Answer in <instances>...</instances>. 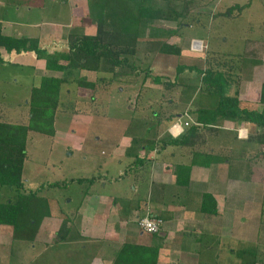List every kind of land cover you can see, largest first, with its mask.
<instances>
[{"label":"crops","instance_id":"0c3cea01","mask_svg":"<svg viewBox=\"0 0 264 264\" xmlns=\"http://www.w3.org/2000/svg\"><path fill=\"white\" fill-rule=\"evenodd\" d=\"M70 1L73 2L69 16L70 23H65L54 16L51 18L45 15L40 16L46 5L45 0H0V34L16 38H34L38 40V46L47 52L67 51L68 34L73 28L72 25L82 19L78 18L75 12L79 4L85 0ZM62 4L65 2L63 1ZM62 4L57 6L54 0H50L49 5L51 10L55 7L57 8L54 10H57L63 6ZM87 29L84 27L85 35H94V33H88ZM193 40L204 41L202 38H193ZM246 41L249 42L247 39ZM262 45L259 48L244 46L247 52L254 50L252 59L259 61V66H264V44ZM181 46L177 55L166 54L168 58H160L158 63L160 65L153 62V71L157 67L156 70L159 73L169 75L172 73L173 77L176 75V78L181 81L192 78L189 70L193 64L177 63L173 56L200 54L193 52L191 45L185 49V46ZM159 55L160 53L152 55L154 61ZM230 58H233L231 59L233 63L236 61L234 54L230 53ZM0 59L2 70H5L4 67L7 65H12L28 69L29 76V81L23 82L14 74L8 76L0 74V100H23V105L22 102H12L14 106L16 105L14 109L17 108V112L8 113L10 116L11 114L18 116L20 122L5 121L7 123L22 125L28 123L30 116L28 101L32 88L40 84L42 76L62 78V75L66 73L70 77L64 81L63 86L61 85L60 100L74 99L86 110L79 109L76 112L75 108L68 110L65 107L63 111L66 110L64 114L70 115L67 118L69 122L74 124L79 119L78 122L85 125L84 127L93 121L91 108L96 112L100 104L99 107L104 109L105 105L109 110L111 99L120 97L124 86L131 91L136 86L134 92L138 87L133 101V115L126 121L124 128L118 130L116 139L108 138L110 142L107 149L100 151V154L105 156V160L98 164V168L104 171L105 178L100 183L95 181L93 176L90 177L92 181L86 182L90 185L83 190V198L80 205L78 204L75 218L62 214L63 218L68 217V220H71L72 232L64 241L56 243V232L60 225L49 222L56 227L53 230L52 240L55 247L63 244L70 248L71 245L76 244L79 249L77 252L83 258V264H112L116 261L117 252L127 243L142 247L143 253H151L152 249L157 248L155 264H218V261L221 264H229L225 262V259L228 260L231 256L233 264H240V259L236 261L237 257L233 254L234 247L227 245V242L229 244H233L234 241L242 242V244L250 242L253 244L251 247L259 242L258 231L255 232L256 238L252 237V240L257 241L254 243L252 240L249 241L248 232L243 233L239 230V227L242 228L239 222L243 218L245 208L255 200L253 192L256 193V190L251 188V180L247 178L246 156L249 155L253 143H260L252 136L257 135L258 128L254 125L222 118H218L213 124H203L198 117L201 108L194 102H190L192 98L180 104L179 102L176 104V100L168 102L163 97L162 88L159 87L161 83L154 84L151 76L147 83L141 80L140 84L128 74L114 77L109 81L110 78L106 76V73L94 70L66 69L62 72L48 70L45 67V60L38 58L34 51H15L14 49L7 51L2 45H0ZM179 66L184 68L179 70ZM177 70L180 72L179 75ZM262 72L264 70L260 73L257 70H251L249 75L246 74L247 77L242 79L243 86H246L249 80H254L250 77L261 75ZM78 78H85L94 86L88 87L81 84L76 86L74 82ZM11 90L23 91V94L12 96ZM87 90L92 92L89 94ZM207 98L210 99L208 96ZM127 100L132 102L130 97ZM18 104L23 109H20ZM239 105L246 107L241 101ZM156 109L159 113L161 112L159 117L163 116V118L160 122L149 121L150 112H153L155 116L158 113ZM0 110L1 115L3 109L0 108ZM6 111H9V108ZM11 111H13L12 108ZM58 115L56 111L54 134L51 136H56L55 134L58 133L56 127ZM176 122L180 123L179 131L173 127ZM185 122H188V125H185ZM131 123L138 126L134 128ZM101 130L104 129L100 128L99 133L102 132ZM240 130L245 133L244 136ZM30 132L33 131H28L26 142ZM135 136L139 140L138 145L131 147ZM84 143L85 140L82 139L78 146L81 147ZM93 152L95 151L89 149L86 153ZM79 178L90 179L89 177ZM247 180L250 181V186ZM82 183L85 181L80 184ZM95 183H100L103 187L107 184L114 187L116 191L108 197L110 200L106 197L93 199L89 189ZM205 195L208 197L205 198ZM257 200L258 198L255 202H258ZM69 202L70 199L67 203ZM52 203L58 207L60 213L58 202ZM214 204L216 213H209ZM50 210H52L51 204ZM99 210L100 216L97 217L95 214ZM146 211L157 214L163 219L160 233L149 234L137 229L133 220ZM48 218L57 220L56 217H51V212ZM7 237L13 241V228L10 225L0 224L1 245L6 242ZM239 249H249V246L244 248L240 246ZM253 250L257 254L258 250L255 248ZM51 255L53 252L49 254ZM66 255L68 257L69 252ZM80 256L79 258L82 259ZM256 261L255 264H262V261ZM69 263L64 257L61 261L58 254L49 257V264Z\"/></svg>","mask_w":264,"mask_h":264},{"label":"rangeland","instance_id":"374dc122","mask_svg":"<svg viewBox=\"0 0 264 264\" xmlns=\"http://www.w3.org/2000/svg\"><path fill=\"white\" fill-rule=\"evenodd\" d=\"M45 1L46 5L45 7L43 6L44 11L40 14L41 17L45 15V17L51 18L54 16L63 20L65 23H70L69 16L73 2L70 0H54L57 6L58 4H62L63 1L65 4H62L63 6L61 5L62 7L57 10H54L57 7L51 10V5H49L50 0ZM94 1L95 0H85L82 4H79L78 10L75 13L78 18L81 17L82 19H79L80 22L73 23L74 25L71 24L73 28H71L70 33L73 35L84 34V27H86V29L88 28L86 30L88 33L91 32L96 34V22L89 13V6L91 7L90 2L93 3ZM153 4H155L154 6L156 7H161L167 15L174 16L177 14V19H158L150 23H146L144 22L146 19H142L144 23L141 25L140 34L144 35L139 36L137 40L138 46L134 61L137 57H139V59L134 62L136 67L132 69L131 77L136 79L140 84L142 83L141 80L147 83L150 78L149 76L155 71L158 75L160 74L162 78V83L159 87L162 88L161 92H163V97L166 98L168 102L176 100V104L178 102L180 104L188 102L187 99L192 98L190 102H194L201 109H212L214 101L207 98L204 92L206 85L203 83L201 76L196 74L195 69H216V71L220 70L226 79L229 80L230 87L228 88V93L231 96L235 95L239 100L241 99L240 101L243 106H246L248 109L261 108L259 94L261 85L264 83V72H262L261 75L258 74L250 77L254 80H249L246 86H243L244 83L242 79H245L247 77L246 74L250 73L251 70H257L259 73L264 70V66H259V61H254V59H252L255 53H253L254 50L252 49L250 52H247L245 49L248 47L259 48L264 44V0H174L171 4L173 11L170 12L166 8V2L159 3L153 1L152 5ZM238 4L240 6L243 5L244 8L243 6L238 7ZM80 25H83V27H80ZM161 30L176 31L174 35L167 37V41L175 44L179 49L181 45V47L185 46L184 49L191 45L193 38H202L204 40L202 41L203 43L201 42L199 48H192V50H194L193 52L200 55L184 54L183 57L173 56V58L176 59L175 62L192 63L193 67H195V69L189 70V75L193 77L187 78V81L178 80L176 75L175 77L172 76V73L170 75L163 74L156 70V66L160 65L158 64L160 63V58H168L166 53H161L156 61H154L152 57V55L157 54L155 52L157 44L152 47L149 42L164 40L165 36L164 38L162 37ZM153 31L159 34L160 39L148 36V33ZM246 39L249 42H247ZM240 48L243 49L241 50ZM230 53L236 56V58H234L236 60L234 63L231 61L233 58H230ZM153 62L157 64H155L156 69L154 71ZM161 67L162 66H160V68ZM4 68L5 70L0 68L1 75L8 76L14 74L19 76L23 82L29 81L28 69L12 65H7ZM238 72H241V74H238ZM177 73L179 75L180 72ZM65 74L66 73L62 75V78L68 80L70 77ZM106 76H108L110 80L114 79L112 74L106 73ZM115 77L118 78L121 77V75ZM172 82L175 84H171ZM74 83L76 86L79 85L76 81ZM117 85L121 87L124 86L121 84ZM123 88L120 97L117 99L113 97L111 99V107H109V110L106 109L105 105L104 109L103 107H99L100 104H98L96 112L95 109L91 108L93 121L86 127L78 122L79 119H77V122L74 124L69 122L67 118L70 115L64 114L66 110L63 111L65 107L68 110L75 108V110H77L76 112H78L79 109L86 110V108L74 99H62L61 101L59 96V109L56 110L59 114L56 119V127L58 130V133L55 134L56 136L34 131L28 134L26 157L22 169V179L24 181L22 192L29 193L32 191L37 194L38 199H46L51 217H56L57 220L52 218L49 219L48 216L41 218L37 226V231L31 238L18 239L14 237L13 241H11V239L7 237L6 242L3 245L0 244V264H49V257L54 256V254H58L61 261L63 257L66 258L70 262L69 264H83V258L79 255V252H77L79 249L76 244L71 245L70 248L68 245L63 244L60 246L58 245V247L53 245V230L56 228L54 225L61 224L63 219L62 214L75 218L78 212L81 199L83 198V190L89 187L90 184L86 183L88 180L82 184L77 183L75 181L77 178H90L94 176V180L100 183L105 178L104 171L98 168V164L105 160V156L101 155L100 151H105L107 149L108 142H110L108 138L111 140L116 139L115 136L118 135V130L123 129L126 121L133 115V101L138 91L137 87L136 92H134L136 86L132 91L126 89V86ZM117 89V91H119V88ZM212 89L214 90L215 88ZM117 91L116 93H119ZM10 92H12V96H22L23 94V91L17 90H11ZM87 92L90 94L92 91L87 90ZM128 97L131 98L132 102H128ZM14 101L22 102L21 104L23 105V100L19 99L0 100V108L3 109L0 115L1 122L7 123L5 121L9 122L11 120L13 122L20 119L18 116H12L13 114L10 116V114H8L9 112H17V108L14 109L16 105L14 106V103H12ZM6 107L9 108V111H6L8 109ZM11 108L13 111H11ZM20 109H23V107L20 106ZM69 113L71 112L69 111ZM160 113L158 112L155 116L153 112H150L148 117L150 118L149 121L160 122L163 118V116L159 117ZM18 122H20V120H18ZM131 124L134 128L138 126V124ZM100 128L104 129L101 130V133H99ZM260 130L258 132H264V127L261 131ZM240 133L242 136L245 135L242 131ZM254 138H256V134ZM82 139L85 140V143L79 147L78 145H80ZM251 144L250 147L252 145L253 147L249 155H246L248 160L247 178L251 180V188H253L254 191L256 190V193L253 192L255 198L253 203H249V206H247L243 212V218L241 222H239L242 228L240 229L239 227V230L243 233L248 232L249 241L256 238L255 232L258 231L257 239L259 242L256 243L254 247H251L253 244L250 242L242 244V242L236 243L234 241L233 244L227 242V245L234 247V255L240 250H238L240 246L241 248L249 246V249H247L249 251L254 248L257 249V260L262 261V264H264V144ZM89 149L95 152L92 154L86 153ZM71 152L72 154H70ZM249 180L246 182L249 183L250 186ZM51 183H58L59 185L50 186ZM100 183L91 185L89 189L90 195H93V199L101 197L108 198L116 191L112 185L107 184L103 187ZM126 189L129 190V188ZM16 194V188L0 186V202L14 200ZM257 198L258 202H255ZM69 199L70 202L67 203ZM53 200L58 202L60 213L58 212V207L53 205ZM108 200L110 199L108 198ZM50 204L52 210H50ZM144 213L145 212H143V214ZM143 214H139V216L133 220L138 230L140 229L137 226V219ZM95 215L97 217L100 216V210L96 212ZM49 222L55 223L53 225ZM252 241L254 243L257 242L256 239ZM68 249H70L71 252ZM52 252L53 255L49 256ZM67 252H69L68 257H66ZM79 256L82 259H80ZM238 259L237 257L236 261ZM225 262L233 264L232 256L229 257L228 260L225 259ZM217 263L221 264L220 261Z\"/></svg>","mask_w":264,"mask_h":264},{"label":"trees","instance_id":"16d2710c","mask_svg":"<svg viewBox=\"0 0 264 264\" xmlns=\"http://www.w3.org/2000/svg\"><path fill=\"white\" fill-rule=\"evenodd\" d=\"M153 1L166 2L169 12L173 11L171 4L174 0H95L93 3L90 2L89 13L96 22L97 32L94 35L69 33L67 51L47 52L38 46V40L34 38H16L1 34L0 45L4 46L7 51L12 49L34 51L38 58L45 60V67L48 70L62 72L66 69H87L109 73L113 77L131 75L132 69L136 67L134 62L139 59L137 57L134 61L138 46L137 40L139 36L144 35L140 34L141 25L144 22L150 23L158 19H177V14L174 16L165 14L161 7L154 6L156 3L152 5ZM142 19L146 20L142 22ZM175 32V30H161V35L163 38L165 36L166 40L164 38V40L149 42L152 47L157 44L156 53L177 55L180 52L178 46L167 41V37H171ZM148 36L160 39L159 34L154 31L149 32ZM183 68L179 66V70ZM190 69H195V67H190ZM195 71L206 85L205 94L214 101L212 109H200L199 121L203 124H213L218 118H222L254 125L258 128L257 140L264 144V132H258L264 127V83L259 94L261 108L248 109L239 105L240 101L237 96H231L228 93L230 85L220 70L195 69ZM151 79L154 84L162 83L160 74L155 72L151 74ZM64 81V78L41 77L40 84L32 88L29 99L30 116L27 124L0 122V186L17 189L14 200L0 202V224L10 225L13 228V237L18 239L31 238L37 231L41 218L50 215L46 199H38L37 194L32 191L22 192L24 187L22 169L26 157L28 131L54 134V115L59 106V94ZM76 82L82 86H94L85 78H78ZM138 141L133 138L131 147L138 145ZM184 169L188 170V168ZM86 180L92 181L91 178H77L75 181L81 183ZM57 185L59 184H50V186ZM206 197L208 195H205ZM209 213H216L215 204ZM71 232V220L64 217L56 232V243L64 241ZM142 249L138 245L124 244L117 252L116 261L112 264H155L157 248L152 249L151 253H143ZM236 255L240 259V264L257 262V255L253 249L251 251L240 249Z\"/></svg>","mask_w":264,"mask_h":264},{"label":"built area","instance_id":"2783aa9c","mask_svg":"<svg viewBox=\"0 0 264 264\" xmlns=\"http://www.w3.org/2000/svg\"><path fill=\"white\" fill-rule=\"evenodd\" d=\"M191 45H192V48L197 49L200 47L201 42H199L198 40H194L192 41ZM184 124L188 125V122H185ZM173 127H175L178 131L181 130L179 122L174 123ZM163 223L164 221L160 216L153 214L150 211H146L142 216H140L137 219L138 228L141 231L147 232L150 234L160 232L163 227Z\"/></svg>","mask_w":264,"mask_h":264}]
</instances>
